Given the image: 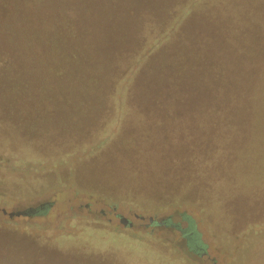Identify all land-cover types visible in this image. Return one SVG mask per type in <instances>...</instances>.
Listing matches in <instances>:
<instances>
[{
    "label": "trees",
    "instance_id": "16d2710c",
    "mask_svg": "<svg viewBox=\"0 0 264 264\" xmlns=\"http://www.w3.org/2000/svg\"><path fill=\"white\" fill-rule=\"evenodd\" d=\"M225 105L228 127L264 147V0H0V156L15 166L10 172L1 162L0 172L17 175L12 179L23 191H40L33 174L45 162L56 173L75 160L85 161V135H105L127 113L138 125L143 116L176 119L191 106L222 115ZM84 116L82 127L75 117ZM47 118L51 130L45 127ZM131 134L119 136L122 149L135 145ZM23 152L26 159L14 158ZM36 155L39 164L32 166ZM249 156L256 166L255 152ZM118 160V152L107 155L99 167L110 168ZM164 165L168 172L181 169L175 162ZM96 169L77 172L82 181L84 174L96 178ZM166 175L161 178L167 180ZM183 179L175 175L169 189L194 182ZM153 195L162 198L163 193ZM83 232L85 226L68 236ZM109 235L108 242L118 241L115 233ZM184 237L193 241L194 252L202 246L193 227ZM28 240L16 241L13 248L29 246ZM69 253L63 257L86 264L85 253ZM12 259L8 262L20 263Z\"/></svg>",
    "mask_w": 264,
    "mask_h": 264
},
{
    "label": "rangeland",
    "instance_id": "374dc122",
    "mask_svg": "<svg viewBox=\"0 0 264 264\" xmlns=\"http://www.w3.org/2000/svg\"><path fill=\"white\" fill-rule=\"evenodd\" d=\"M220 109L222 115L191 106L176 119L143 116L138 125L129 113L120 116L105 135H85V161L75 160L56 173L48 169L47 162L35 167L38 171L33 178L40 191H23L13 180L17 175L6 177L0 172V257H5L1 260L14 264L8 261L15 256L19 264H84L63 257L67 250L72 254L78 250L85 253L86 264H100L102 258L116 264H159L158 259L163 264H264V147L249 142L244 132L230 129L228 107ZM75 118L81 125L87 121L85 116ZM46 121L45 127L51 130L52 120ZM158 122L161 126L155 125ZM129 134L136 138L135 145L122 149L119 136ZM116 152L121 160L107 169L99 167L101 159ZM252 152L257 155L256 166L252 156L248 157ZM24 154L14 158L26 159ZM96 157L100 160L95 161ZM1 162L10 172L15 169L9 158L0 156V169ZM168 162L181 164L180 171L168 172L164 165ZM84 169L85 174L96 169L99 173L92 174L97 179L84 174L81 181L77 170ZM166 171L168 179L164 180ZM171 174L181 175L183 181L193 177L194 182H183L178 191H171L175 184ZM58 188L59 192L46 194ZM154 191L162 192V198L155 197ZM2 210L29 214L9 219ZM120 217L132 227L123 228ZM151 217L156 220L153 225L148 222ZM83 226L85 232L75 238ZM189 227L198 235L194 240L202 243L200 247L195 243L196 252L189 247L193 241L184 237ZM88 229L97 235L89 237ZM110 233L118 236L114 244L108 242ZM57 237L64 239L57 242ZM23 238L31 244L21 250L13 248Z\"/></svg>",
    "mask_w": 264,
    "mask_h": 264
},
{
    "label": "water",
    "instance_id": "95a60500",
    "mask_svg": "<svg viewBox=\"0 0 264 264\" xmlns=\"http://www.w3.org/2000/svg\"><path fill=\"white\" fill-rule=\"evenodd\" d=\"M1 212H2V214L4 216L7 215L9 219L10 218H13V217H16V216H24V215H27L28 214V212L27 213H18V214L17 213H8L7 214V212L5 210H2ZM135 218L138 219V220H140V221H144L145 220L144 217L135 216ZM148 222H149V225H153V224L156 223V220L151 217V218L148 219ZM119 223H120V225L123 228H125V227H132V223L129 222L127 219L123 218V217H120Z\"/></svg>",
    "mask_w": 264,
    "mask_h": 264
}]
</instances>
